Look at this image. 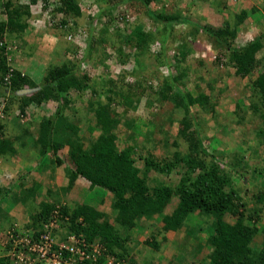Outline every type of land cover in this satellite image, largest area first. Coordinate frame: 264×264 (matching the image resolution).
<instances>
[{
  "label": "trees",
  "instance_id": "1",
  "mask_svg": "<svg viewBox=\"0 0 264 264\" xmlns=\"http://www.w3.org/2000/svg\"><path fill=\"white\" fill-rule=\"evenodd\" d=\"M23 1L5 0L0 4V15L5 17L4 20L0 19V158L9 163L15 158H24V154H27L29 159L26 160H37L42 170L50 166L58 168L66 166V161L60 157L59 151L68 147V157L75 166L74 169L66 166L67 186L59 188L60 192L56 194L57 201H43L37 206V211L30 216L27 231L35 232L33 237L37 238L44 234L40 231L42 227L54 222L59 225L53 230L55 239H60L57 240L58 242L64 243L70 235H76L88 246L95 243L99 245L98 253L94 255L88 250L90 258L77 264H130L128 245L131 236L128 233L123 236V231H131L144 219L150 220L154 216L161 215L163 234L179 232L186 227L191 216L198 213L202 217L210 218L212 221L210 228H213L211 235L204 239L205 244L210 245L211 249L210 254L201 260L202 264L204 262L205 264H264V245L258 248L253 246L254 240L260 233L264 234V226L261 228L258 225L264 212V182L261 190L254 197L258 207H254L253 213L247 217V204L243 196L237 192L233 182L234 175L244 174L232 170L225 157H221L212 148L204 146L200 124L191 112L193 106H200L206 113L215 114L218 102L211 101L210 96L206 94L194 97L181 89L174 90L170 85L171 81L164 80L158 92V101L161 104L172 105L177 113L182 114L179 120L173 116L168 120L170 123L179 122L178 137L185 140L189 148L195 146L199 150L194 155L189 154L186 157L175 153L164 160L150 155L144 157L138 154V147L142 149L139 144L138 146L129 144L119 150L118 135L113 132L120 125V120L112 115L111 108L120 98L124 88L121 91L115 81L108 80L97 92L91 83V76L81 73L80 68L82 64L84 66L90 64L96 55L101 53L99 48L107 43L105 35L109 34L110 25L122 21L126 28L130 29L132 23L128 15L133 11H141V6L144 8V13L162 27L161 30L165 34L162 37L164 45L175 25H189L194 29L192 39L204 35L217 50L216 64L234 69L235 75L241 80L246 78L253 80V92L259 94L261 103L252 105L251 109L254 114L260 116L263 124L258 132L262 147L257 151L253 150L252 156L255 161L256 156L259 155L257 157L259 164V157L263 156L260 172L264 174V70L260 68L264 64V56L262 59L259 58L264 51V33L242 46L236 43L242 25L251 14L257 12V8H253L251 12L244 10L235 13L232 15V20L226 22L223 27L214 28L194 22L189 15L169 14L167 10L160 13L152 11V5L165 3V0H101L107 1L109 6L98 10L96 15L90 14L82 7V0H25L26 4ZM39 4L42 11L50 16L45 21L48 27L54 29L58 26L63 33L66 32L64 35L74 39L78 36L80 42L87 41V43L83 42L86 45L84 56L78 58L77 53L78 63L67 62L65 58L59 61L53 59V63L48 69L46 68L41 80L36 81L17 68L11 67L10 60L13 56L11 50L15 47L13 41L17 44V41L26 35L30 27L29 20L34 14L31 8ZM116 8L119 10L118 15L115 16L112 13ZM57 17L61 19L56 20ZM36 20L39 22L40 16H36ZM102 23L105 26L97 37L95 26ZM87 25H89L88 29ZM119 35L123 44L138 49L139 53L148 51L150 43L156 40L155 34L146 33L142 24L138 22L132 26L128 34ZM123 44L118 49V61L121 64L127 63L130 59V54L125 53ZM80 46L79 43L73 44V47L79 48V53L82 52ZM189 47L186 41L181 45L183 60L191 52ZM16 52L17 50H14V53ZM77 54L75 52L74 56ZM184 77L185 71H182L179 76L173 77L172 81L176 85ZM139 82L137 87L133 85L137 89L143 84ZM27 89L31 92L18 94ZM87 91L105 98V101H100L98 107L91 108L95 116V125L88 128L91 133L99 131L100 135L90 145L85 143V135L79 133L82 128L68 121L66 117V112L74 104L73 95L78 93L79 97H82ZM127 98L128 100L125 98L123 100L129 101L132 105L130 101L132 97ZM52 106L55 107V111L50 116L44 115L39 121L36 119L33 124L35 130L30 131V126L25 128L23 125L26 123L25 119L29 120L28 117L32 116V113L37 111L39 114L41 109ZM12 117L18 120L20 118L23 122L16 124L17 127L11 124L12 129L24 128L15 135L9 133L11 130L6 123V121L11 122ZM131 126L128 125V129H131ZM240 149L247 151L248 148L243 145ZM239 153L242 151L238 149L234 162L239 161ZM139 160H143V168L138 166ZM245 169L246 167L242 165L241 170ZM152 171L166 177L180 173L181 179L176 185L177 188L162 184L151 189L147 184V178ZM24 178V176L21 178L22 187ZM79 178L86 179L90 183L91 190L103 188L113 194L111 207L114 219L110 220L107 214L85 200L88 192L84 191L81 195L83 203L72 206L68 202L67 197L63 195L75 187ZM38 190L39 184L22 189L24 197H33ZM13 191V187L4 190L0 186V212L3 210L1 205L3 197ZM174 197L178 202L172 212L168 213L167 207ZM13 224L11 220L10 225L14 226ZM12 228L11 231H14V227ZM11 231L8 232L10 240L6 246L9 249L14 244L12 237L14 239L19 237V234ZM155 238H148L144 245L151 250L159 251L161 245ZM68 255L69 252L64 250V256L68 257ZM11 263L12 258H0V264ZM189 264L199 263L194 259Z\"/></svg>",
  "mask_w": 264,
  "mask_h": 264
},
{
  "label": "rangeland",
  "instance_id": "2",
  "mask_svg": "<svg viewBox=\"0 0 264 264\" xmlns=\"http://www.w3.org/2000/svg\"><path fill=\"white\" fill-rule=\"evenodd\" d=\"M2 1L5 0H0V4ZM100 1L82 0L81 4L90 14L96 15L98 10L100 11L102 8L109 6L107 5V1ZM199 1L200 3L198 4L197 0H165V3L152 5L151 9L155 13L167 10L169 14L179 13L182 16L189 15V17L196 20L204 17L202 9L197 8L204 1ZM23 3L26 4V1L24 0ZM117 8L114 9L115 13L114 11L112 13L115 16L118 15L117 11L119 9ZM208 8L212 7L208 5ZM141 9L138 12H130L128 18H130L132 26L138 22L142 24L146 33L151 32L155 34L156 40L150 43L148 51L139 53L138 49L130 47L126 43L123 44V40L119 34H128L132 26L130 29H127L122 21H116L110 25L109 34L105 35L107 43H104L105 46L99 48L101 53L96 55V58L90 64H86L85 66L82 64L80 67L81 73L91 76V83L97 92L104 87V82L107 83L108 80L115 81L117 83L116 86L120 87L121 91L124 88L120 98L111 108L112 115L118 117L120 120V125L113 131L118 135V149L122 150L129 144L137 146L139 144L142 149L138 147V154L144 157H149L150 155L157 157L156 159L159 160H164L167 156L171 157L175 153L184 157L189 154L194 155L199 149L195 146L189 148L188 143L178 137L179 122L170 123L168 120L171 116L179 120L182 114L180 112L177 113V110H174L172 105L167 103L161 104L158 101V92L163 85L162 82L167 80L171 81L170 85L173 86L174 90L176 88L181 89L184 92L192 94L194 97H197L199 94L210 96L211 101L218 102L215 114L212 112L206 113L200 106H193L191 112L200 124L199 129L204 146L209 149L212 148L221 157H225L226 162L230 164L228 166L232 170L244 174L243 176L234 175L233 182L237 192L243 196L247 204L246 209L248 211L246 212V216H250L253 213L254 207H258L254 197L261 190L262 182H264V174L260 172L263 156L259 157L260 164L257 160L259 155L256 156L255 161V158L252 156L253 150L257 151L258 148L262 147V140L258 132L261 124H263L259 118L260 116L254 114L251 109L252 105H260L261 103L259 94L253 92V80H241L235 75L234 69L216 64L217 50L213 48L208 38L204 37V35L192 39L194 29L189 27V25H175L174 30L169 32L167 43L164 45L162 37L165 34L161 30L162 27L157 25L152 18L144 13L142 6ZM31 10L34 14L33 18L29 20L30 27L26 35L20 41H17V44L13 41V46L15 47L12 48L11 55L15 56H12L13 59L11 58L10 60L11 67L17 68L19 62L16 60V54L17 52L21 53V49H23V58H20V60L23 59L21 61L23 63L22 67L26 70L27 68H31L33 61L36 62V59H33L39 50H41V46H45L46 59L42 57L41 66H38L39 69H35V72H33L36 78L43 76L45 67L48 69L53 63V59L59 61L65 58L67 62L78 63L76 60L79 59L76 57L78 54V58L84 56L86 53V45L84 44L87 41H81V43L78 40V36L76 40L70 38L69 35H64L66 32L63 33L58 26L54 29L48 27V24L45 23L46 19L50 17L47 12H43L36 6H33ZM199 14L201 16L197 17ZM36 16H40L41 20L39 22H37ZM0 19L4 20L5 17L0 15ZM60 19L61 17H57L56 20ZM103 20L105 21L106 19ZM88 26H86L87 29ZM104 26L103 23L95 26V35L97 37L100 36ZM47 29L50 31H47ZM237 40H239V37ZM185 41L189 44L191 52L189 51L190 53L183 60L181 45ZM245 42V39H241L236 43L242 46ZM76 43L81 44L80 49H82L80 51L82 52L79 53V48L73 47V44ZM122 44L125 53L130 54V59L125 64H121L118 61V49L121 48ZM14 50H17V52L14 53ZM57 51L61 52L58 53ZM75 52L76 54L78 53L76 56H74ZM263 53L264 51L259 55V58H263ZM18 68L20 67L18 66ZM260 68L264 70V64ZM182 71H185V77L175 85L172 79L179 76ZM138 81L143 84H140L141 87L137 89ZM127 97H132L131 99L129 98L133 103L132 105L129 104V101H124L125 99L128 100ZM73 100L74 104L72 108L66 112L67 120L82 128L79 133L85 135V143L90 145L100 135L99 131L94 133L89 131L88 127L95 125V116L91 108L98 107L100 101H105V98L102 95H93L91 91H87L82 97H79L78 93L74 94ZM54 108L53 111H55ZM40 111L39 114L35 111V113L31 112L32 116H27L29 120L25 119L26 123L23 124L25 128L30 126V129H28L31 131L34 128L33 124L36 119L39 121L42 116L52 114L47 113L44 109ZM19 120L12 117L10 118L11 122L6 121L9 124L11 130L9 133L11 135H15L17 131L20 133L24 129H12L11 124L16 126L18 123H23L20 118ZM128 125H132L131 129H128ZM243 145L248 148L247 151L240 149ZM238 149L242 153L238 154L239 161L234 162ZM59 155L66 161V166L75 168L68 157V147L61 149ZM26 159H29V156L24 154V158L12 160V163L15 165V171L18 170L16 166L18 165L19 167L18 173L14 172L15 176H12L14 174L10 173L8 175H0V186L4 190L8 187L14 188L11 194L3 197L1 201L3 210L0 212V258H12L11 264H29L30 259L33 260L31 264H36L34 261L36 256L29 258L32 255L26 250L22 254L26 256V259L22 262L20 257L17 258L20 253L17 256L13 255L12 246L10 249L6 248L10 240L8 232L13 230L12 227H14V231L11 232L19 234L21 239H28V236L32 232L27 231V226L30 223V216L37 211V206L43 201H57L58 196L56 194L60 192L59 188H65L68 184L67 168L61 167L59 172L58 168L60 167L54 168L53 166L47 167L44 170H40L39 168L36 170V160L29 161ZM138 162V166L143 168V160H139ZM242 165L246 167L243 171L241 170ZM58 174H60V177ZM22 176L25 177L23 187L21 186ZM180 179V173H173L169 177H166L152 171L147 178V184L151 189L162 184L177 188L176 185ZM35 184H39V190L33 196L34 198L32 196L24 197L22 189H25V187L30 188ZM84 191L88 192L85 198L88 203L107 214L110 220L114 219V212L111 207L113 194L103 188L91 190L90 183L83 178L78 182L76 181L75 187L63 196L67 197L68 202L72 206H75L84 202L81 196ZM26 198L29 199L27 200ZM177 202L178 199L174 197L166 211L171 213ZM161 217V215H157L150 220L144 219L137 224L135 229L123 231V236H125V233L131 236V242L128 245L130 248V264H189L194 259L199 264H202L201 260H204L210 254L211 246H207L204 239L206 240L211 235V230L213 229L210 228L211 219L202 217L196 213L191 216L183 230L163 234ZM11 220L15 224H13L14 226L10 225ZM258 225L261 228L264 226V212L262 220ZM56 226L58 227L59 225L55 223V229L57 228ZM44 230L50 231L51 226L46 225L40 231L46 233ZM50 236L52 240H55L53 234H50ZM150 237H156L155 239L160 242L161 248L159 251L151 250L144 245V242ZM263 245L264 234L260 233L254 240L253 246L258 248V246L262 247ZM42 264H54V262L50 260L42 262Z\"/></svg>",
  "mask_w": 264,
  "mask_h": 264
},
{
  "label": "crops",
  "instance_id": "3",
  "mask_svg": "<svg viewBox=\"0 0 264 264\" xmlns=\"http://www.w3.org/2000/svg\"><path fill=\"white\" fill-rule=\"evenodd\" d=\"M204 3L198 5L197 8L202 9V11L204 12V17L198 18L196 20H194V22L201 24V25H210L214 28H221L223 27L226 22L232 20V15L235 13H239L241 11H248L251 12L253 8H257V12L251 14L249 16V18L245 21V23L242 25V29H240L239 33H238V37L239 40H237L238 42L241 39H245V43H248L252 40H254L257 36H260L262 33H264L263 28H264V0H203ZM197 3L199 4L200 1L197 0ZM208 5L212 8H208ZM201 16V14H199L197 17ZM192 18V17H191ZM202 21V22H201ZM204 22V23H203ZM245 28V29H244ZM44 47L45 46H41V50H39V52L37 53L36 57L33 59H36V62L33 61L31 68H27V71L25 68H23V63H21L20 58H23V52L24 50L21 49V53H17L16 54V60L19 62L17 64V69L20 70L21 72L29 75L31 78H34L36 81L41 80L40 78H36L33 74V72H35V69H39V67L41 66L40 62L42 60V57L45 58L46 57V51H44ZM51 52V51H49ZM19 59V60H18ZM46 59V58H45ZM50 59V57H49ZM51 62V61H50ZM18 66L20 68H18ZM39 66V67H38ZM45 67V71H46ZM26 71V72H25ZM44 72V71H43ZM249 79V78H246ZM245 80V79H244ZM250 80V79H249ZM53 106L50 108H44L47 113H53ZM48 116H50L49 114H47ZM36 170H38L39 168V163L36 160ZM33 164V163H32ZM17 167V171H19V167L18 165ZM67 167L64 166V169H66ZM71 169H74L72 167H69ZM40 170H42L41 168H39ZM61 169L58 168V172ZM44 170V169H43ZM17 171H15V165L12 162L6 163L2 160V158H0V175L2 174H6L8 175L10 174H14V172H16V174L18 173ZM37 174H39L38 172H36ZM60 177V174H58ZM12 176H15L12 175ZM1 178V177H0ZM84 179V178H83ZM82 180V178H79L77 180L80 181ZM86 181V179H84ZM1 182V180H0ZM86 185V184H84Z\"/></svg>",
  "mask_w": 264,
  "mask_h": 264
},
{
  "label": "built area",
  "instance_id": "4",
  "mask_svg": "<svg viewBox=\"0 0 264 264\" xmlns=\"http://www.w3.org/2000/svg\"><path fill=\"white\" fill-rule=\"evenodd\" d=\"M51 226V230H44V233L40 237H33L35 236L34 233H31L28 236V239H21L20 237H16L13 239V255H18L20 260L23 262L26 259L25 255H22L24 251H28L29 254L36 256L34 261L36 264H42V262L53 261L54 264H77L78 262H82L85 259L90 258V254H88V250L92 253L99 252V245L97 243L88 246L84 240L80 239L76 235H70L68 240L64 243L58 242L56 239L52 240L50 234H53V230L55 229V223L49 224ZM64 250L69 252L68 257L64 256ZM93 255V256H94ZM23 258V259H22ZM37 258V259H36ZM33 261L30 259L29 264ZM34 262V263H35Z\"/></svg>",
  "mask_w": 264,
  "mask_h": 264
},
{
  "label": "water",
  "instance_id": "5",
  "mask_svg": "<svg viewBox=\"0 0 264 264\" xmlns=\"http://www.w3.org/2000/svg\"><path fill=\"white\" fill-rule=\"evenodd\" d=\"M31 90L27 89V90H22L20 92H18L19 95H22V94H27V93H30Z\"/></svg>",
  "mask_w": 264,
  "mask_h": 264
},
{
  "label": "clouds",
  "instance_id": "6",
  "mask_svg": "<svg viewBox=\"0 0 264 264\" xmlns=\"http://www.w3.org/2000/svg\"><path fill=\"white\" fill-rule=\"evenodd\" d=\"M32 7H33V6H32ZM36 7H39V8H40V10H42V9H41V6H40V4H39V5H37Z\"/></svg>",
  "mask_w": 264,
  "mask_h": 264
}]
</instances>
